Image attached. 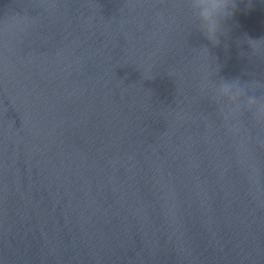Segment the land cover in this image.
Returning <instances> with one entry per match:
<instances>
[{"label": "water", "instance_id": "95a60500", "mask_svg": "<svg viewBox=\"0 0 264 264\" xmlns=\"http://www.w3.org/2000/svg\"><path fill=\"white\" fill-rule=\"evenodd\" d=\"M219 44L189 0H0V264H264V0ZM248 37L259 41L253 52Z\"/></svg>", "mask_w": 264, "mask_h": 264}, {"label": "clouds", "instance_id": "9594fccd", "mask_svg": "<svg viewBox=\"0 0 264 264\" xmlns=\"http://www.w3.org/2000/svg\"><path fill=\"white\" fill-rule=\"evenodd\" d=\"M251 6V0H248ZM189 6L195 19L199 23V28L204 38L212 44H219L223 21L231 19L237 11L236 0H189ZM253 52H256V45L259 41L248 37ZM246 96L250 105V111L256 118L264 117V98L256 95H249L248 90L242 86L239 78L224 79L222 91L229 93L231 89Z\"/></svg>", "mask_w": 264, "mask_h": 264}]
</instances>
